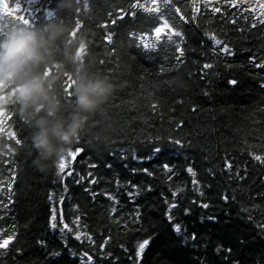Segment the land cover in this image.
Wrapping results in <instances>:
<instances>
[{"label":"trees","instance_id":"1","mask_svg":"<svg viewBox=\"0 0 264 264\" xmlns=\"http://www.w3.org/2000/svg\"><path fill=\"white\" fill-rule=\"evenodd\" d=\"M37 3L0 0V40L20 28L65 27L54 45L66 65L53 88L58 119L65 126L76 115L83 120L59 143L60 155L46 157L34 146L35 121L11 91L0 92V240L14 237L0 248V264H89L85 253L91 264H264V67L256 66L264 64V17L251 11L257 0H239L248 11L229 0H45L44 15L33 20ZM157 26L165 28L160 37ZM213 35L223 42L215 50ZM82 77L113 86L86 113L74 93ZM157 136L184 146L149 159ZM77 147L83 150L73 160ZM61 200L72 231L61 230ZM171 204L178 207L169 223ZM144 239L151 242L137 261Z\"/></svg>","mask_w":264,"mask_h":264},{"label":"clouds","instance_id":"2","mask_svg":"<svg viewBox=\"0 0 264 264\" xmlns=\"http://www.w3.org/2000/svg\"><path fill=\"white\" fill-rule=\"evenodd\" d=\"M66 31L60 25L49 26L46 33L20 28L0 40V92L11 91L23 112L35 121L38 131L33 137L34 146L49 158L60 155L59 143H67L76 135L83 120L76 115L65 126L58 119L61 101L53 93L66 69L56 60L54 45ZM70 59L78 61L80 57L72 53ZM112 91V85L88 77H82L74 86L82 113L98 108Z\"/></svg>","mask_w":264,"mask_h":264},{"label":"snow or ice","instance_id":"3","mask_svg":"<svg viewBox=\"0 0 264 264\" xmlns=\"http://www.w3.org/2000/svg\"><path fill=\"white\" fill-rule=\"evenodd\" d=\"M153 3H155V0H153ZM229 3L234 8L235 7H240L242 9H244L245 11H248V9L244 8V5L242 3H239V0H229ZM45 6H46L45 5V0H40V3H37V4L34 5L32 13H31L33 20L39 19L42 15H44ZM136 6H137L136 4H133V7H136ZM257 10H259L260 16L264 17V0H257V6L255 8L251 9L252 12H256ZM176 11L179 13L180 10L177 9ZM214 11L220 12L221 9L220 8H215ZM109 15H111V13H109ZM133 15H135V14L133 13ZM119 18L123 19V15H121ZM181 19H184L185 22H187L186 18L183 15H181ZM245 19H247V17H245ZM112 22L115 23V21H112ZM232 22L235 23V20H233ZM164 23H165V25H167V21H165ZM259 23L260 24H264V19H260ZM252 27H256V25L253 24ZM164 31H165L164 27L157 26L154 29V35L156 37H160L161 34L164 33ZM171 31L177 37H181L183 35L181 32H177L174 28L171 29ZM169 39H171V37H169ZM212 39L214 40V50H215L216 46H220L223 43L221 40L216 39V37L214 35H213ZM105 40L108 43H111V33L106 35ZM145 47H147V45H145ZM221 51L229 52L230 50H229L228 45L224 44V46L221 48ZM177 52L180 54L177 57V60L179 61L180 58L183 55V48L182 47L177 48ZM251 59L253 60V62H255V57H252ZM256 66L257 67H264V64H257ZM211 67H212L211 64H205L204 65V68H211ZM229 83L232 84V85H235L237 83V81L233 79V80L229 81ZM153 107H155V105H153ZM193 111H196V109L193 108ZM180 126H182V123H181ZM17 142H19V140H17ZM172 146H174L176 148H183L184 142L181 139H175V138H172V137L164 138V137L157 136L155 138V140H152L151 142H149V155H148V158L151 159L153 155H155L157 157H159L161 155H165L169 151V148L172 147ZM82 150L83 149L81 147H77V148H75V150H73L69 154V156L74 160L75 157L77 155H79V153ZM254 159H256L257 161H260L261 157L257 155V156L254 157ZM66 166L67 165H66L65 159H64L57 165L58 174L65 173ZM231 166L232 165H231L230 162L227 163V165H226V167H228V168H231ZM91 167H95V165H91ZM162 167L165 170H167L168 172H170V173L173 171L172 167L168 163H164L162 165ZM144 171L147 173L148 169H144ZM187 171L189 173H191L192 169L189 167L187 169ZM67 175H71V172H67ZM89 175H91V173H89ZM91 182L95 183L94 180L91 181ZM117 183H119V182H117ZM193 183L195 184L196 181H193ZM133 187L135 188L137 186L133 185ZM129 195L131 196L132 193H129ZM110 198L115 199L114 197H110ZM224 199L227 200L228 197L225 196ZM50 200H51V195H50ZM193 203H195V201H193ZM60 204H61L60 217H61V225H62L61 230L72 231V229L69 226V223L63 220V212H62L63 200L60 201ZM200 206L203 207V208L209 207V205L207 203H201ZM176 207H178L177 204H171L169 206V210L167 212V219H168L169 223L173 222V215H172V211L171 210L173 208H176ZM51 211H52V215L50 216V227L53 230H56L57 227H58L57 223H56V219H57L56 208L53 207ZM188 212H190V209H186L185 210V214H188ZM138 218H139V213H137V219ZM79 219H80V217H76V221H79ZM173 230L175 232H180V231H182V226L179 223H174L173 224ZM74 238L79 240L80 239V235L77 234ZM192 238L195 239V235L194 234H193ZM13 239H14L13 236H8L7 238L0 240V248L6 249L8 247V245L12 242ZM109 239H110V237H109ZM150 242H151L150 239H144L142 242L139 243L137 251H136V259H137V261H142L143 253H144L145 249L148 247V245L150 244ZM106 243H107V241H105V245H106ZM105 245H102V247H104ZM85 256L88 257L89 264H91L92 257L89 256L87 253H85Z\"/></svg>","mask_w":264,"mask_h":264}]
</instances>
